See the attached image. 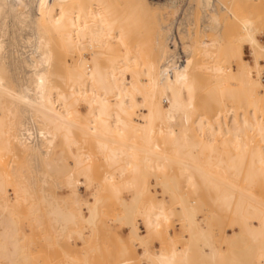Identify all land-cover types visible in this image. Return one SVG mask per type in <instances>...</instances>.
<instances>
[{
    "label": "bare ground",
    "instance_id": "obj_1",
    "mask_svg": "<svg viewBox=\"0 0 264 264\" xmlns=\"http://www.w3.org/2000/svg\"><path fill=\"white\" fill-rule=\"evenodd\" d=\"M183 1L0 0V197L15 181L17 198L32 200L30 219L41 224L43 202L59 239L77 218L95 227L104 196H116L108 200L121 207L115 219L141 247L121 252L120 264H264V45L256 36L264 0H186L174 34ZM124 173L121 182L115 174ZM49 181L66 196L85 186L92 202L62 206L46 192ZM164 195L176 203L186 244L150 250L133 214L149 235L161 234ZM208 199L238 231L215 239L208 227L220 211L197 218ZM6 201L0 259L30 261L16 222L4 219L13 209Z\"/></svg>",
    "mask_w": 264,
    "mask_h": 264
},
{
    "label": "rangeland",
    "instance_id": "obj_2",
    "mask_svg": "<svg viewBox=\"0 0 264 264\" xmlns=\"http://www.w3.org/2000/svg\"><path fill=\"white\" fill-rule=\"evenodd\" d=\"M185 2L186 0H184L181 3V8L178 10L179 13L177 12L178 14L176 13L173 17L175 19H174L173 25L170 26L169 31L174 34H176V32L181 29V26L178 25V21L182 17L183 8L184 6H186ZM183 4L185 5L183 6ZM180 15L181 17H179ZM227 17H228L227 15L226 16L221 15L220 20L221 21L225 20L227 19ZM27 28L28 27L24 28V30H21L22 33L20 34H23V36L25 37L28 34L30 35V33L27 32V30L29 31L30 28L29 29ZM256 36L260 44L264 45V29L263 31L262 30L258 31ZM21 37L22 35L20 36V38ZM177 51H178L179 59H182L184 56V52L182 51L180 46L177 48ZM243 51H244V58L247 59L250 63H252L253 56L251 55V50L247 44L243 45ZM261 79L264 82V67L262 69ZM229 102L232 103L231 100H229ZM99 163H100V160H99ZM102 166L100 167L102 169L99 168V171L100 170L103 171L106 168L104 165ZM115 175L116 177L119 178V181L121 182L123 179L126 180L128 178L127 176L128 173L126 174L124 173V175H120V174H115ZM14 182L15 181H13L14 185L12 184V182H10V184L7 183L8 184L7 186L11 185L9 187L10 190L6 193L7 194L5 195L6 198L2 197L3 195H1L3 200L0 197L1 199L0 204L3 203L4 200L5 201L8 200L6 201L7 205L8 206L10 205L13 208L11 214H8V216L6 215L4 219L6 222L7 221L11 222L8 219H13L12 220L13 223L14 221L16 222V227L18 231L17 236H19V238L21 239L19 243L20 245L22 244V246L25 247L24 250H27L26 252L31 257L30 261L20 260L17 264H30V263L31 264H83V263L85 264L84 261L87 262L86 264L88 263L89 264H120L119 261L121 259L119 258V255L121 254V252L127 251L128 249H134L136 252L141 251V247L139 244L136 243L133 245L128 242V238H127L128 229L125 226V224L115 219V217H117L115 215H119V212L121 213L122 211H121V207L117 205L118 202L113 201L116 199L108 201L109 199L116 198L114 194L112 195L114 196L112 198H110L111 196H108L109 199L107 198L106 200L105 198L107 196H104V198L102 199L103 204L100 205L101 207H99L98 209V211L99 210H102V211L98 212L99 215H97V220H96V223L98 224L95 227H93L92 229H89V228L87 229L86 227L83 226L82 221L77 218L76 224H72V226L68 227V230L70 231V233L67 234V236L64 235L65 237L63 236L58 239L55 233H53L52 228L50 227V225L53 226V222L50 220V218L46 217L47 215H46V211L44 210V203L38 202L40 205V210L42 211V212L41 211L39 212V219H40L39 222L41 224H36V222L33 221L34 219L33 220L30 219L33 217L30 216L29 213H27L29 209L28 204L29 202L31 203L32 200L30 199L31 200L30 201L28 199V201L24 202L21 199V197L19 198L18 196L17 198V195L15 194V190H13V188L14 189L17 188L16 186L18 185L16 182L15 183ZM50 182L51 181L47 182L46 187L44 188L46 192L52 194L60 202V205L62 206L65 205L69 209L72 208V204H70V201H71L70 199L72 198L81 199V201L83 202V204L80 207L81 209L85 208L84 204H86V202H89V201L92 202V199L89 195V191L85 189V186H82L80 188V192L76 193V195L69 194L68 196L67 194L66 196L64 194L65 192L62 189H60L61 191H59V188L57 189V187H55L52 182L50 184ZM40 187H41V183L38 182L36 191L39 196H40V192H39ZM157 189L158 191H161L159 187ZM184 189H189V188L184 187ZM90 190H93V188H90ZM120 192L121 193L120 194L118 193V196L120 195V197H122L123 199L128 200L130 196L129 191L121 190ZM191 199L195 200L196 198L191 197ZM64 201L66 204L64 203ZM141 201L137 202V207L139 208L138 212L141 211L143 207L142 203L144 201L143 202ZM16 204H17V208H16ZM163 204L167 209L166 212L168 214V219L161 220V226H160L161 234L158 235L154 233L152 235H149L146 232L141 215L137 213L136 210H135L136 214L135 213L133 214L134 216L133 220L136 221L137 226H138L137 227L138 231L143 237V240L147 242V246L150 250L160 249V248L167 250L171 242H173L178 248H183L186 244V237L188 233L180 217V214L177 211L176 203L172 197L164 195ZM214 204L215 203H213L211 199H208L205 202L204 207H202L201 205L200 206L198 205L200 207L197 211L198 220H201L202 218H206V215L209 214V212L212 210L217 212L219 209L217 208L215 204L216 209L214 210ZM223 210L224 209H222L221 211ZM221 211L217 213L218 215L216 216V218L214 217L210 220L211 221L210 226L208 227L212 231L213 235L215 236V239H218L221 235V232L223 231L228 232L227 235L229 236L232 229L236 231H238L239 229L237 223L231 220V215L229 214V211L227 212L225 211L221 212ZM16 213H18L17 216H16ZM49 221L52 224L49 225L50 223ZM204 222H206V220ZM54 227L53 229L55 230L56 227L55 228ZM1 230L2 228L0 225V234H1ZM76 231H81L83 240L79 239ZM48 234L51 235L49 240H48V237L46 236ZM54 238L55 239L57 238V239L55 240ZM215 245L219 247L220 246L219 241H216ZM66 253H68L67 255L70 254L71 257H75L73 262L71 260H70L71 262L66 260L68 259L65 256ZM225 260L217 259L212 264H225L227 263L225 262ZM0 264H6V261L4 259H0ZM128 264H150V263L145 258L137 257L136 259H134L132 262ZM205 264H210V263L207 262Z\"/></svg>",
    "mask_w": 264,
    "mask_h": 264
}]
</instances>
